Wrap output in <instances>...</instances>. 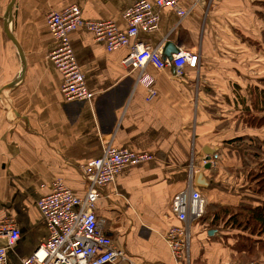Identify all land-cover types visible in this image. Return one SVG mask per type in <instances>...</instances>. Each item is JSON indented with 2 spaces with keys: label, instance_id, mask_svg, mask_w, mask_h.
I'll return each instance as SVG.
<instances>
[{
  "label": "crops",
  "instance_id": "crops-1",
  "mask_svg": "<svg viewBox=\"0 0 264 264\" xmlns=\"http://www.w3.org/2000/svg\"><path fill=\"white\" fill-rule=\"evenodd\" d=\"M136 1L16 0L9 28L24 57L22 70L4 29L10 0H0V90L11 85L0 95V223L12 219L20 231L19 241L7 251L8 264H19L46 241L48 232L35 203L51 183L61 178L75 196H83L80 166L100 157L108 145L153 156L123 169L101 190L96 210L104 233L138 264H175L164 240L167 214L192 173L203 172L207 179V189L195 187L205 197L231 192L234 203L219 208L252 197L245 182L246 193L237 190L244 174L230 191L219 190L214 169L227 152H236L220 144L232 134L220 126L231 125L240 104L248 105L252 84L264 78V0H214L207 11L197 8L185 17L162 10L157 30L140 32L138 40L162 51L169 45L199 50L200 65L185 69L182 78L171 67L146 65L143 73L153 79V96L140 81L141 71L121 64L126 49L108 53L103 42L79 28L70 42L93 97L66 102L61 95L62 77L48 60L55 42L46 14L76 5L83 20L113 21L125 30L124 13ZM189 6L181 3L185 10ZM259 85L253 88L255 97L258 88L264 93V83ZM205 147H219L220 159L212 158L209 170L203 165ZM218 210L205 213L202 224L191 225L189 264L237 263L238 232L210 224Z\"/></svg>",
  "mask_w": 264,
  "mask_h": 264
},
{
  "label": "built area",
  "instance_id": "built-area-1",
  "mask_svg": "<svg viewBox=\"0 0 264 264\" xmlns=\"http://www.w3.org/2000/svg\"><path fill=\"white\" fill-rule=\"evenodd\" d=\"M181 3H190L189 10L182 8ZM212 3L213 0H137L124 13L125 30H120L113 21L83 20L81 9L76 5L48 12L45 24L55 42L48 60L62 77L60 93L64 100L86 102L93 97L70 42V35L77 29L84 28L95 41L103 42L108 53L126 49L121 64L140 70V81L153 96V79L143 73L146 65L150 64L157 70L171 67L174 76L181 78L185 69L199 68L200 55L196 51L179 50L171 60L164 59L161 47L154 48L140 42L138 34L156 31L164 9H172L179 17H185L197 8L207 11ZM152 159L148 153L106 146L100 157L80 166L84 188L81 197L75 196L63 179L57 178L51 183L49 192L35 203L48 237L30 256L20 259L19 264H138L104 233V221L98 218L96 210L103 197L101 190L114 183L123 169ZM206 163L204 160L203 165ZM194 174L190 175L187 187L173 197L167 214V218L176 223L169 227L164 237L175 264L190 263L191 225L203 217L207 205L204 194L193 185ZM19 238L20 231L12 219L0 223V264H8L7 251L14 248Z\"/></svg>",
  "mask_w": 264,
  "mask_h": 264
},
{
  "label": "trees",
  "instance_id": "trees-1",
  "mask_svg": "<svg viewBox=\"0 0 264 264\" xmlns=\"http://www.w3.org/2000/svg\"><path fill=\"white\" fill-rule=\"evenodd\" d=\"M245 42L249 44V41L245 40ZM261 83H264L263 77L259 78L257 83L252 84V93L246 94V97H249V100H247L248 105L245 106V103L240 104L242 110L240 113L234 114L231 123L232 126L228 128L230 123H224L220 126L232 133L228 134L225 140L221 141V145H229L239 153L245 144V140H249L256 144L252 149L256 152L254 157L259 159V161H255L257 162L256 165L248 169L243 176V182L247 184V189L249 193L252 194L251 199L248 201H241L232 207H224L218 210L210 223L213 226L222 225L224 229L238 232V237L240 238L238 240L239 247L234 250L237 256V263L250 262L253 260L264 263V160H260V158L264 156V113H262L264 112V93L259 91L258 88L255 97L253 89L255 88L256 90L257 86H260L259 84ZM254 110L258 113L256 114ZM219 113L223 114L222 111H219ZM236 127H238L237 130ZM241 131H243V133ZM234 133L236 136L233 137ZM249 144L251 145L252 143ZM211 149H216L215 155H217L216 158H212L219 160V147H212ZM246 149L247 151L244 152V154L252 152L250 148ZM232 152L233 151L227 152L226 157L221 158L219 162L226 158L233 157L235 154L233 155ZM219 162L217 164H219ZM203 217H208V214H205V216L203 215ZM203 217L197 223L202 224ZM174 224H176L175 221L169 219L168 229ZM191 262L192 259L190 256V263Z\"/></svg>",
  "mask_w": 264,
  "mask_h": 264
},
{
  "label": "rangeland",
  "instance_id": "rangeland-1",
  "mask_svg": "<svg viewBox=\"0 0 264 264\" xmlns=\"http://www.w3.org/2000/svg\"><path fill=\"white\" fill-rule=\"evenodd\" d=\"M251 1V0H250ZM214 0L212 5H214ZM196 52L199 53V50H196ZM200 55V54H199ZM250 82H255V80H251ZM232 125H229L228 128H230ZM238 129V127H236V130ZM243 133V131H241ZM247 133V132H246ZM249 143H252L251 145ZM253 142L249 141V140H245V144L242 147L241 152H235L233 157L230 158H226L223 161H220L219 165L220 168H215L214 169V176H215V183L217 185V188L219 190L222 191H230L228 190L230 188L231 183H238L241 180V174L243 175L248 169L253 168L257 162H255L256 160L259 161V159H256L254 157V155L256 154V152L252 149L254 147ZM246 148H250L252 150L251 153H245L247 151ZM262 156V155H261ZM260 160H264V156L260 158ZM211 163V160H210ZM234 173H236V175L234 176ZM239 181H236L238 180ZM242 182V187L241 188H237V190L239 191H243V193L245 194V187L243 185V181ZM243 188V189H242ZM231 192H227V195H224L223 193L221 194H215L217 196H213V194H209V196H211V198L208 196H206L207 199V203H208V207L205 208V213L208 211L211 212L213 211L214 208H218L219 210L223 209L225 206L222 207H218V204H224V203H228L231 204L230 202L233 201V199H231L230 196ZM241 195V194H240ZM239 199L241 196H237ZM242 200H250V199H246L245 197H241ZM256 198V197H255ZM258 199V198H257ZM241 200V199H240ZM256 202V201H254ZM234 203V201H233ZM217 204V205H216ZM214 205V206H213ZM205 216V214H204ZM253 261H258V260H253ZM220 264H227V263H220Z\"/></svg>",
  "mask_w": 264,
  "mask_h": 264
},
{
  "label": "water",
  "instance_id": "water-1",
  "mask_svg": "<svg viewBox=\"0 0 264 264\" xmlns=\"http://www.w3.org/2000/svg\"><path fill=\"white\" fill-rule=\"evenodd\" d=\"M16 0H10L9 4L6 7V11H5V16H4V29H5V33L7 38L12 42V44L16 47L19 57L21 59L22 62V70L24 69V57L22 54V51L17 43V41L15 40V38L13 37L11 31H10V24L12 23V19H13V8L15 5ZM171 48H174V51H171ZM179 52V50L175 47V46H166L164 47L163 51H162V56L164 59H168L171 60V55L172 54H177ZM22 75L19 76L18 81L21 79ZM11 85H8L4 88H2L0 90V95L2 94V92L8 88H10ZM216 149H211L209 147H205L203 149V153L206 155V159L205 161L206 166L204 167V170H208L211 167L210 164V160L212 157H217V155H215ZM193 185L196 188L199 189H207L208 188V181L205 178L203 172H198L196 174L193 175Z\"/></svg>",
  "mask_w": 264,
  "mask_h": 264
}]
</instances>
